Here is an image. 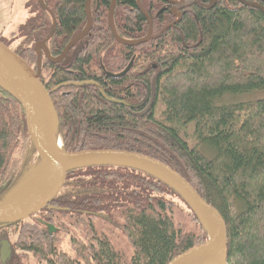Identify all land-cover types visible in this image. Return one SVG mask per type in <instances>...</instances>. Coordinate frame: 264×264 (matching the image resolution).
<instances>
[{
    "label": "trees",
    "instance_id": "1",
    "mask_svg": "<svg viewBox=\"0 0 264 264\" xmlns=\"http://www.w3.org/2000/svg\"><path fill=\"white\" fill-rule=\"evenodd\" d=\"M84 1L36 0L32 5L37 14L36 39L50 35L44 43L52 54L83 27L76 21L82 16ZM109 2L90 0L89 4ZM128 3L134 1L116 0L115 4ZM46 6L53 8L55 19H50ZM163 24L153 21V31ZM125 27L116 25L118 31ZM93 29L109 34L105 23ZM141 29V25L133 26L135 32ZM32 42H22L28 53L10 43L29 65L34 62ZM77 45L102 52L119 48L139 52L128 75L120 79L123 84L111 90L130 105L110 102L92 86L65 95L46 89L61 148H118L159 159L222 215L227 231L226 264H264V97L216 103L226 92L264 88V8L201 12L197 22L187 18L178 27H167L157 38L134 46L121 45L111 37L83 38ZM46 61L42 60V71ZM59 66L52 65L45 75L63 81ZM102 90L110 97L106 86ZM40 162L20 103L0 86V201ZM52 200L73 209L74 227H79L82 215L92 213L111 222L129 242L130 256L110 245L104 235L97 246L72 247L62 244L57 234L48 235L40 224L23 221L0 224V241L4 237L10 241L9 253L0 264H167L207 236L174 190L132 168L70 170ZM182 211L186 222L181 217L174 220ZM62 215V211H49L46 217L57 224ZM63 223L57 224L58 231L64 229Z\"/></svg>",
    "mask_w": 264,
    "mask_h": 264
},
{
    "label": "flooded vegetation",
    "instance_id": "2",
    "mask_svg": "<svg viewBox=\"0 0 264 264\" xmlns=\"http://www.w3.org/2000/svg\"><path fill=\"white\" fill-rule=\"evenodd\" d=\"M133 1L134 4H115L116 0H114V4H110L111 0L109 4H88V10L86 8V4H82V16L76 21V23L83 24V27L77 33H75L67 41V43L73 37H75L77 34L84 30L88 20L90 23L89 28L80 39H78L69 49L66 50L61 60L57 62H52L51 60H49L44 50V46L47 50L49 57H51L52 59L58 57L61 54L63 48L67 43L56 54H52V50H50L51 48H48L44 43L47 39H49L50 35H46L41 39H36L38 31L37 14L36 11H33L32 7V5L35 4L36 0H26L24 2L22 10L18 13L17 23L15 24L13 29L11 27H8L7 30H4L0 27V41L4 42L12 50L14 47H18L19 50H23L26 53H28L29 51L25 50V43L22 42H24L25 40L33 41L31 47L32 54L34 55V62H31L32 64H30L31 66H29L35 71L39 68V79L41 83L44 84L47 90L50 89V91L53 90L54 92L58 91L61 94L65 95L69 92L74 91V89L76 88L92 86L91 88H96L98 92L110 102L119 105H130L129 102L125 101L124 99L114 96L115 93H112L111 90L113 88H118L119 85L123 84V81H121L120 79L124 75H128V72L130 71L131 67L120 76H115V74L121 72L131 60L133 64L134 58L135 56H137V53L139 51H134L132 48H119L107 49L102 52L101 50L92 49L90 47H79L78 45L75 46L76 43H78L83 38L98 40L104 37H111L114 41L118 42L115 39V35L125 40L139 39L146 36L149 30L150 38L148 40H152L157 38L161 31L165 28H176L178 27L179 23L183 22V20L187 18L193 19L197 22L198 14L201 12L212 11L214 9H232L239 12L242 11L244 8H264V0H142V2L141 0ZM27 4L29 5L27 6ZM46 9L50 19H55L53 8L46 6ZM66 10L69 12V4H67ZM2 18L3 17L1 16L0 19ZM153 18L155 20H153ZM109 20H111V23L115 30V34L111 31V28L109 26ZM159 20L161 22L163 21L164 24L161 29L154 32L152 29V23L153 21ZM99 23H105L107 25V28L109 29V34L94 33L93 26ZM116 25H124L126 27L123 28L121 31H118ZM134 25H141L142 29L138 32H135V30L133 31ZM143 25H146L147 27L144 28ZM142 30L144 31V33H142ZM45 31L46 30H44V32ZM6 41H9V43H6ZM14 42H16L17 44H15ZM10 43L14 45L13 48L12 46H10ZM118 43L121 45H127L121 42ZM43 59L47 60V64H45L46 67H44V71L41 70V63ZM103 60L105 62L104 64ZM52 65H60L59 67L62 69L64 76L63 81L55 82L57 78L56 76L45 75V70H47L48 68H52ZM152 66H154V64H152ZM104 86L109 89L108 93L110 94V97L106 96L103 92L102 88ZM54 197L52 199H54ZM52 199H50L47 204H45L41 209H39L35 213H32L27 217L14 222L28 221L31 223L40 224V226L45 230L48 235L57 234L58 238L62 239V244H66L72 247H84L86 244L88 246H97L99 244V241L102 240L101 237L103 235V237L106 238L107 242L114 247L111 240V235H108V233H110L112 229L115 228L111 222H105L104 220L97 217L98 214L92 213L82 215L79 222V227H74V225L72 224L73 220H71L70 218V215L74 213L73 209L67 208L64 205H57ZM49 211L64 212V215H62L61 218V221H65V223L62 224V227H64L62 231H58L60 227L57 224L61 223L60 220H58V223L55 224L51 221V219H49V217H46ZM55 219L58 218L55 217ZM48 224L53 225L54 229L49 230ZM4 240H6L8 243L7 250L4 255L5 259V257L9 253L8 246L10 241L7 237L2 238L0 241V247ZM0 259L4 260L1 258V256Z\"/></svg>",
    "mask_w": 264,
    "mask_h": 264
},
{
    "label": "water",
    "instance_id": "3",
    "mask_svg": "<svg viewBox=\"0 0 264 264\" xmlns=\"http://www.w3.org/2000/svg\"><path fill=\"white\" fill-rule=\"evenodd\" d=\"M89 1L85 0L84 3L87 10ZM110 4H114V0H111ZM89 24L88 20L84 30L73 37L56 58L51 59L43 45L49 60L52 62L61 60L66 50L85 34ZM109 26L115 34L111 20ZM149 38L150 30L146 36L139 39L125 40L115 35L118 42L127 45H137ZM131 65L132 60L115 76L125 73ZM0 86L20 103L30 141L40 158L41 166L47 167L50 174V180L43 190L29 199L14 201L11 197L31 175L13 193L1 200L0 224L18 221L41 209L60 191L66 172L70 170L88 166L132 168L153 176L174 190L197 216L207 233L203 241L178 253L167 264H226L227 231L222 215L173 168L157 158L126 149L101 147L75 151L63 150L55 136L52 122L54 107L45 86L39 79V68L33 70L21 56L2 41H0ZM48 228L51 230L54 226L48 224ZM7 245V241L4 240L0 247L2 259Z\"/></svg>",
    "mask_w": 264,
    "mask_h": 264
},
{
    "label": "rangeland",
    "instance_id": "4",
    "mask_svg": "<svg viewBox=\"0 0 264 264\" xmlns=\"http://www.w3.org/2000/svg\"><path fill=\"white\" fill-rule=\"evenodd\" d=\"M25 1L26 0H0V17H3L0 19L1 29L7 30L8 27H11L12 29L14 28L15 24L17 23L18 13L22 10ZM263 97L264 88L252 89L241 93L226 92L216 99V103H238ZM201 148H204L203 150L206 151V153L209 152L206 146H200V149ZM40 166L41 163H39L35 168L33 167L34 170L32 174ZM179 217H181L182 221L186 222L187 215H185L183 211L177 214V217H174V220H177ZM108 235H111V240L114 247L118 251L122 252L126 257H129L132 249L124 234L119 229L114 228L110 233H108Z\"/></svg>",
    "mask_w": 264,
    "mask_h": 264
},
{
    "label": "bare ground",
    "instance_id": "5",
    "mask_svg": "<svg viewBox=\"0 0 264 264\" xmlns=\"http://www.w3.org/2000/svg\"><path fill=\"white\" fill-rule=\"evenodd\" d=\"M50 180V174L45 166H40L36 171L26 180V182L13 194L11 197L14 201H24L33 195L42 191ZM204 223V222H203ZM205 227L208 226L204 223Z\"/></svg>",
    "mask_w": 264,
    "mask_h": 264
}]
</instances>
